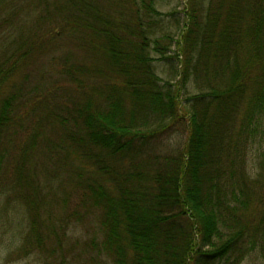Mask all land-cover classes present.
I'll return each instance as SVG.
<instances>
[{
  "label": "trees",
  "instance_id": "1",
  "mask_svg": "<svg viewBox=\"0 0 264 264\" xmlns=\"http://www.w3.org/2000/svg\"><path fill=\"white\" fill-rule=\"evenodd\" d=\"M157 1L0 0V203L30 214L20 255L264 258V0H183L173 35ZM79 225L93 237L69 244Z\"/></svg>",
  "mask_w": 264,
  "mask_h": 264
},
{
  "label": "rangeland",
  "instance_id": "2",
  "mask_svg": "<svg viewBox=\"0 0 264 264\" xmlns=\"http://www.w3.org/2000/svg\"><path fill=\"white\" fill-rule=\"evenodd\" d=\"M183 0H158L157 7L164 14V24L166 31H169L172 35L178 32V27L180 25V15L179 14H169L173 10L182 11L183 9ZM179 19V20H178ZM162 29L159 30L158 34H161ZM155 65L157 68V72L162 77L163 80H173L176 77L175 70L168 60H157L155 61ZM193 90V86L189 84V91ZM176 135H172L169 139H166L161 143L162 148L166 147L168 144L173 146V142H175ZM251 160L250 165H254L257 159V151H251ZM53 171L55 176L54 182L60 180L63 173L61 170L57 169L53 166L50 167V171ZM60 173L61 176H60ZM53 174H50L49 178H52ZM30 214L25 206L18 204L17 202H12L8 206L6 205V201L0 203V264H42L43 257L38 252L31 253L29 255H20L18 249L23 245L24 238L29 229L30 222ZM76 222V221H75ZM76 223L70 222V227L73 229ZM78 225V224H77ZM82 225H79L77 231L71 232V236L68 237L69 244L74 241H77V237H80L81 241H86L88 238L93 237V233H87L82 230ZM84 236V237H83ZM67 256L65 258L66 264H113L110 258L104 257L103 259L96 255V259L93 258L95 256V252L90 248L79 249L72 248L67 251ZM262 254L255 252L248 255L242 264H264V258L261 256Z\"/></svg>",
  "mask_w": 264,
  "mask_h": 264
}]
</instances>
